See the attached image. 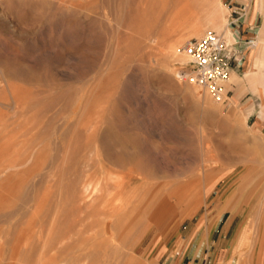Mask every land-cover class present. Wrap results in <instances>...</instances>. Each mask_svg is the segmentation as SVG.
Here are the masks:
<instances>
[{
  "label": "rangeland",
  "instance_id": "374dc122",
  "mask_svg": "<svg viewBox=\"0 0 264 264\" xmlns=\"http://www.w3.org/2000/svg\"><path fill=\"white\" fill-rule=\"evenodd\" d=\"M79 1L95 11L96 19L99 23L95 26L97 28L88 27L87 25L84 32H78V38L74 43L67 45L65 48L61 47L58 49H63L66 52L65 54H68L67 61L65 58H62L59 62L50 64L51 70L56 73L58 72L57 74L59 76L64 73L70 80V82L67 79L68 82L66 80L65 82L61 81V83L58 82L53 84H49L47 81L44 82V87L42 86V88L43 93H45L41 96H43L45 100L49 97H56L57 99L55 98L52 105L54 108L56 106L55 109H45L46 111L44 110L45 112H42L41 116L38 118L37 114L39 112V107L34 106L35 104L32 103L36 86L26 79H10L8 82L13 86V89L15 88L17 90L14 93L7 89V84L0 78V210L4 209L7 212L15 211L12 218L5 217L0 221L2 223H0V264H50L54 258L51 246L56 239L59 238L55 235L57 230L62 233L67 231L65 233L66 236L69 233L68 230L72 229L69 233V237H66L64 241L70 243L69 241H73L74 239L70 244L77 245L81 243L80 241L83 237L86 239L90 234H95L96 231L101 230L105 220H113V218L110 217L105 219L104 215L101 213L104 204L96 203L94 205H89V207H82V209H79L81 205L78 203L73 205L68 193H65V190H60V188L66 186L65 184L68 182L72 183L75 180L76 174L74 173L76 169H81L80 163L77 162L78 158L72 155L71 151L73 147H70L72 150H70L69 147L64 149L63 147L61 148L62 143L60 137L62 131L67 133L70 131L68 139H75V137L72 136L71 128L73 127L72 125L75 126L77 124L78 120L76 119H79L81 122L78 123L79 126L82 129L83 127L85 128V123L88 124V121L95 122L99 118L98 115L102 114L103 108L108 105V100L113 101V99L121 98L123 102H125L123 105L124 107L121 109L123 113H125L124 115L127 118L126 121L128 120V126H130L128 128L131 129L130 131L135 130L133 132L137 131L140 134L143 133L142 135H145L147 138L149 136L148 140L154 146L152 151L155 155L159 154L157 156L159 160H163V153L165 151L168 154L172 153L168 156L170 164H172L171 161L177 160L173 162L177 164L176 166L172 164L174 167L184 168L183 165L187 166L192 160L191 157L184 154L186 150L184 149L185 143L183 140L187 131L196 125L199 130H204L205 133L213 127L216 132L219 131V128L204 123L203 112L201 113L203 108L199 109L200 107L197 108L194 105V103L199 100H205L207 96H211V100L217 105L216 113L218 116L223 119L231 116L234 121L230 123V126L243 132L245 135L244 141L241 142V149L248 156L247 159H253L260 152L264 158V124H258L257 122L258 110L262 99L254 94V91L248 86L245 80L240 83L234 82L231 81L230 76L228 88L231 90L230 95L233 96L223 101L216 99L208 91L205 92L204 90L195 88L196 86H193L190 95L188 93L189 97L185 96L186 94L181 95L179 90L169 93L171 91L167 89V87L165 89L163 88L165 87L163 86L164 83L158 80V75L154 74L152 71H147V68L142 69L149 63L155 64L158 56L160 57L161 46H159L157 41L161 39L162 34L175 31H181V33L188 32L186 26H188V23L193 22L196 13H198L197 11L200 12V5L192 4L190 0H168V2H160L159 5H156L153 12L145 16V22L157 18L158 26L151 30H146L139 26L142 21L141 23L139 22L138 25L129 24L125 14L126 3H124V0H98L99 2H97V0ZM221 2L224 8L226 7L225 10L228 13L225 12L227 30L225 29L219 32H225L230 35L231 28L229 23L234 16L240 15L241 12H246V14L249 13V18L256 14L255 31L258 32L257 30L260 29L263 19L259 11L258 0H221ZM1 4L0 8H3L0 9V22L3 24L5 23V27L0 29V40L3 44H6H2L4 48L6 47L7 50L9 49L12 52H19V55L25 58L27 57V64H32L31 59H33V53L38 49L42 58L44 57V60L48 61L56 57L57 46L51 41L53 34L48 30L49 22L45 17L39 18L38 16L37 18V15H34L31 9L13 10L7 3L4 2ZM142 5L147 7V0H143ZM99 6L102 7L100 8ZM119 7H121V10ZM7 8L8 10H6ZM99 8L101 10L103 8V10H106L103 12V10L100 11ZM1 10H5L4 16H2L3 11ZM107 10H112V12L110 11V13H108ZM20 11H22V13ZM114 11L116 12L114 13ZM25 14L27 15L25 16ZM108 15H112V17H107ZM110 19L112 21H110ZM86 20L88 22L89 19ZM109 24H111V26ZM204 32L206 33L207 31L204 30L203 33ZM144 33L148 35L145 44L136 43L138 39L142 40V38H144ZM92 35H96L95 37L97 38H94V36L91 38ZM256 35L257 33L254 34L255 38ZM89 36V39L93 41L91 44L92 46L90 45L91 47L89 46L84 52L79 51L81 50L80 48L83 47L81 44L84 45ZM194 37L193 35H187L185 37L186 39L181 43L180 49L183 51L186 41ZM40 42L41 45L38 44ZM34 43H37V47H35ZM256 44L258 43H254L252 46L255 47ZM22 45L23 47H20ZM41 46L43 47L42 49H44V46L48 49L45 48L42 51ZM68 50H70V52ZM250 55L251 53L247 57V62L250 59ZM86 57H88L87 60L89 63L87 60L85 62ZM152 59H154V61ZM189 62L190 60L184 62L175 60L171 63L172 67L174 66L173 69L176 68L175 71L177 74H175V80L177 83L179 81V85H184L185 83V81L181 79L180 71L185 67H189ZM46 69L47 68H45V71H47ZM85 70L86 72H84ZM110 72H115L119 75V77H117V82H114L112 79L109 81L107 80L106 76L109 75ZM245 72L246 68L240 67L238 74L243 76ZM80 73L83 74L79 76ZM74 76L75 79L77 78L76 80ZM154 79H156L155 82L153 81ZM141 80H144L141 82L142 84L140 83ZM127 81L130 82V85H128L129 83ZM120 83L122 85H120ZM96 84L98 85V90L96 94H92ZM126 86L128 88H126ZM176 91H178V93ZM121 92L122 94H120ZM12 93L14 95H12ZM124 93L126 94L124 95ZM186 97H188V99ZM71 98H73V100ZM262 98L264 99V94ZM90 99L91 101L89 102ZM67 100H69V104ZM58 101H60V103ZM251 104H254L255 111L252 115L245 116L242 110L248 108ZM72 108H74V110ZM57 109H59V112ZM130 112L133 114H130ZM200 113L202 115H200ZM49 119H52L54 123L49 125ZM131 127H134L133 130ZM167 131H174V133L177 134H175L176 139H164V134ZM10 132L11 136L9 135ZM226 138H228L227 134L221 137L216 136L217 141ZM95 144L97 145L96 142H92L88 147L87 145H83L81 153L86 155L90 149L88 152L89 156L87 154L85 159L88 163L85 164L84 167L85 169H89L86 172L85 179L90 181L92 185H99V181L106 176V172L99 163L98 155H95V153L97 154V146ZM2 147H4V150L6 149L8 151L4 152ZM84 148L86 152L83 151ZM12 150L13 152H11ZM64 152L66 153L64 154ZM66 154L70 155L68 159L62 157ZM175 157L177 159H175ZM83 158L84 157L81 156V159ZM9 163L10 165H15L14 171H12V173L10 171L3 172L6 174L10 172V176L9 174L6 175L1 172V169L4 166H9ZM251 164V162H247V165L241 162L237 165L236 169H233L230 163H221L219 165L221 171L217 177L211 181L207 192L201 191V193L195 196L189 195L180 202H177L176 198H168L166 186L163 185L159 192H157V196L162 195L160 200H165L164 204L159 206L161 209V207H163L162 205H164V208L159 214L160 217L163 215L161 219L160 217H153V208H150V212L148 211L146 214L140 212L141 210H146L143 208L146 200L140 202L142 198H144L145 186L141 185V180L135 181L132 184V188L134 189L131 193L133 196L130 198V208L136 209L135 212L130 215L129 221L127 220L118 225L117 230L120 232V238L116 241L129 252L130 256L127 255L125 258L115 257L111 259V257L105 255L104 252H102L104 247L101 245L104 236L98 234L96 237L97 239H95L98 243L94 247L96 251H98L97 261L100 262V264H112L113 262V264H167L168 262H164L167 257L176 255L179 257L194 252L192 248L201 238L203 243H213V239L216 240L219 237L221 227L231 222L232 224L228 230L225 243L230 242L231 253L235 263L264 264L263 208L261 209L254 206L257 203L256 196H253L249 204L246 203L248 189L243 193L240 192L235 194V191H237L239 187L238 185H234V188H229L224 191V188L238 179L241 173H243L248 166H251ZM173 166L170 165L171 170L174 169ZM261 167L262 170H260V172L263 174L264 164H261ZM64 169L66 170L65 172ZM213 173L216 174L217 171ZM183 179V177L152 179L149 180L148 185L151 187L154 184L158 186L159 183H167V186H169L176 181H183ZM180 184H183V182ZM157 196L154 195L153 199H156ZM73 212L75 214H72ZM98 213L101 214L99 215ZM118 216L120 217V215ZM85 217L86 220L78 221L81 218L85 219ZM68 219L69 221L71 220L73 224H71V222L67 223ZM66 223L69 228H67L68 226ZM62 226L64 229L66 227V230H64ZM81 228L91 229L88 233L73 234L72 231L76 232L81 230ZM61 232L58 235H61ZM54 235L57 238H55ZM71 235L74 238L71 237ZM253 239L260 242V244L258 243V250L256 253H254V245L251 244ZM93 242L92 240L90 244ZM247 242H250L251 245ZM13 247L16 248L15 253L12 251ZM247 250H250L249 254L244 256L243 253H247ZM128 256L129 259L127 258ZM240 257L243 259L241 263L239 261L241 259Z\"/></svg>",
  "mask_w": 264,
  "mask_h": 264
},
{
  "label": "bare ground",
  "instance_id": "6f19581e",
  "mask_svg": "<svg viewBox=\"0 0 264 264\" xmlns=\"http://www.w3.org/2000/svg\"><path fill=\"white\" fill-rule=\"evenodd\" d=\"M124 1H125L124 3H126L125 14L128 18L129 24L138 25L139 22L141 23V21H142V23L139 26L142 28H145L146 30L147 29L151 30L153 28H156L158 26V23H157L158 20H157V18L156 19L153 18V19H151V21L148 20L145 22V16L147 14H149L150 12H153L156 8V5H159L160 2H163V1L168 2V0H147V7H145L144 5H142L143 0H124ZM258 1H259V11L262 14L263 19H262L261 27L259 30H257L258 33L256 35L259 46L257 49V53L255 55V63L254 64L252 63V59L254 56V50H252L251 55H250V59L246 63L245 74L243 76H240L238 73L234 72L231 75V81L240 83L243 80H245L246 83L248 84V86L254 91V93H256L259 96H262L264 93V0H258ZM4 2L7 3V5L9 7H11V9H13V10L14 9H16V10H27V9L30 10L31 9V12L34 13V15H37V18H38V16H39V18L45 17L49 22V25H48L49 29L48 30H50V32L53 34V38L51 41L53 42L54 45L57 46V48H56L57 50L54 49L57 51L56 57H53L51 60H48V61L44 60L43 59L44 57L42 58V55L39 53V49L35 50L34 51L35 53H33V57H32L33 59H31V57H30L32 64L28 63L29 64L28 65L26 63L27 57L25 58V57L19 55L18 54L19 52L17 53L15 51L12 52L9 49L7 50L6 47L4 48L2 46L3 42L0 40V78H2L3 79L2 81H4L7 84V89L11 90V92H14V93L17 90L15 88L13 89V86L8 82L10 79H15V78L26 79V80L31 81L36 86V91L34 92L35 96L33 97L32 103L35 104L34 106L39 107V110H38L39 112L37 114V117L39 118L41 116L42 112H45L46 110H49L51 108H53V109L56 108V106H55V108H54V106H52L56 97H51V98L49 97L45 100L44 97L41 96L42 94L45 93V92L43 93V88H42L44 82L47 81L49 84L50 83L53 84V83H58V82L61 83V81L65 82L68 79V77L66 75H64V73L61 74L59 72L61 74L59 76L57 74L58 72L56 73L55 71L50 69V66H51L50 64H52V63L55 64V62H59V60L62 58H65V60L67 61V58H68L67 55L68 54L66 55L65 54L66 52L63 49H61V50H58V49L61 47L65 48V47H67V45L74 43L76 41V39L78 38L77 37L79 34L78 32L79 31L84 32L87 25H88V27H95L98 25L99 22H97V19H96L97 17H96L95 11L92 10L89 6H86L83 2H81L79 0H5V1L0 0V4L4 3ZM97 2H99V1L97 0ZM110 2H112V1H110ZM190 2L192 4L194 3V4L200 5L201 8H200V12L197 11L198 13H196V16H195V19L193 20V22L188 23V26H186L188 28V32L187 33H185V32L181 33V31H179V32L175 31V32H171V33L162 34L161 39L157 41L159 46H161L160 57L158 56L155 64L149 63L146 67L142 68V69L147 68L146 69L147 71H152L154 74L158 75L157 76L158 80H160V82L164 83L163 86H165V87H163V88L165 89L167 87V89H169L171 91L169 93H172L175 90H179V93L181 95L186 94L185 96H188V93L190 95V92L193 90V86L195 87V85L190 83L189 81H185L184 85H179L178 84L179 81L177 83V81L175 80V76H176L175 74H177V72L175 71L176 68L173 69L174 66L172 67V64H171L172 61H175V60H179L182 62L190 60V56L184 50L182 51L180 49L181 43H183V41H184V39H186L185 37L187 35H193L195 37H201L202 35L205 34V32L203 33L204 30L205 31H208V30L223 31L226 29V26H227V22H226V18H225V14L227 13L225 10L226 7L224 8L221 0H190ZM148 4H149V6H148ZM94 5H96V4H94ZM1 6H2V4H1ZM1 8H3V7H1ZM104 8H106V7H104ZM99 9H97V10H99ZM119 9L121 10V7H119ZM6 10H8V8ZM102 10L100 9V11H102ZM105 10H103V12ZM1 11H3V10H1ZM4 11L2 12V14H3L2 16L5 15ZM110 11L112 12V10H110ZM110 11H108V13H110ZM20 12L22 13V11H20ZM115 12L116 11H114V13ZM26 15L27 14H25V16ZM102 15H104V14H102ZM110 16L112 17V15H110ZM110 16L108 15L107 17H110ZM86 19H89L88 22ZM35 21H36V19H35ZM37 21H38V19H37ZM106 21H107V19H106ZM110 21H112V20L110 19ZM111 24H112V22H111ZM111 24H109V25L111 26ZM4 27H5V23L3 24L0 22V29L4 28ZM181 27H184V26H181ZM95 28H97V27H95ZM39 30H41V29H39ZM46 32H47V29H46ZM90 33H91V31H90ZM37 35H38V33H37ZM93 36L94 35H92L91 38ZM95 36H94V38H97ZM143 37L144 38H142V40L138 39L136 43L145 44V40L148 38V35L146 33H144ZM87 38L88 39L86 40V43L84 45L81 44L83 47L80 48L81 50H79V51L84 52L92 44L93 41L91 39H89L90 36ZM4 43H6V42H4ZM36 44L34 43L35 47H37ZM38 44L41 45V42ZM3 45H6V44H3ZM20 47H23V45ZM42 48L43 47L41 46V49ZM45 48H47V47L44 46V49ZM44 49H42V51ZM90 50H91V48H90ZM56 51H55V53H56ZM58 51H59V53H58ZM68 51L70 52V50H68ZM75 51H77V50H75ZM20 54H22V53H20ZM25 54H26V52H25ZM45 57H46V54H45ZM87 59H88V57H86L85 62ZM152 60L154 61V59H152ZM70 62H68V63H70ZM84 63H82V64H84ZM88 63H89V61H88ZM94 63H96V62H94ZM45 68H47L46 69L47 71H45ZM84 72H86V70ZM141 72H144V71H141ZM81 74H83V73H80L79 76ZM88 75H86V76H88ZM144 76H146V75H144ZM153 76H155V75H153ZM117 77H119V75L115 72L114 73L110 72L109 75L106 76L108 81L112 79V80H114V82L118 81ZM150 77H152V76H150ZM74 79H75V76H74ZM149 79H147V80H149ZM176 79H178V78H176ZM68 80H67V82H68ZM155 80L156 79H154L153 81L155 82ZM124 81H123V83H124ZM128 81H129V79H128ZM143 81L141 80L140 83ZM69 82H70V80H69ZM128 83L127 84L130 85V82H128ZM120 85H122V84L120 83ZM57 86H58V84H57ZM66 88H68V87H66ZM126 88H128V87L126 86ZM195 88H197V87H195ZM97 90H98V85L96 84V87H95V89H93L92 94L93 93L96 94ZM128 91H129V89H128ZM176 92L178 93V91H176ZM64 94H66V93H64ZM90 94H91V91H90ZM120 94H122V92ZM125 94L126 93H124V95ZM12 95H14V94L12 93ZM188 97H186V98L188 99ZM71 99L73 100V98H71ZM91 99H92V95H91ZM91 99L89 100V102L91 101ZM211 99H212L211 96L210 97L207 96V98H205V100H203V101L199 100V101L195 102L194 105L197 108L200 107L199 109L203 108L202 109L203 111H201V113L203 112L202 114L204 116L203 117L204 123L206 125L215 126V127L219 128V131L216 132L213 129L214 128L213 127L207 133H205L204 130H199V128L196 127L197 125L196 126L193 125L194 127L192 129H190L189 131H187L186 136L183 140L185 143L184 149L186 150L184 152V154L186 156L191 157L192 160L190 161V163H188L187 166L183 165L184 168L174 167L172 165V164H174L173 162H176L177 160L171 161L172 164H170V159H169L168 155H171L172 153L168 154L166 151L163 153V160L162 159L159 160L157 158V156L159 154L155 155V153H153V151H152L154 146L152 145V143L149 142V140H148L149 136L147 138L145 135L144 136L142 135L143 133L140 134L137 131L133 132V131H135V130H133L134 127H131L133 131H130L131 129L128 128V127H130V126H128V120L126 121L127 118L124 115L125 113H123V110L121 109L122 107H124L123 105L125 103V102H123V100L121 98L113 99V101L108 100V105L103 108L102 114L98 115L99 118L95 122L94 121L93 122L88 121V124L85 123V128L83 127V129L78 124V123H81L79 121V119H76V120H78V122L75 126L72 125L74 128L72 126H70L73 128V129L71 128L72 136H74L75 139H73V140H70V138L68 139V134L70 131H68V133L62 131L61 137H60L61 143H62L61 148L63 147V149H64L66 147H69V148L73 147V150L71 148H70V150H72L71 152H72L73 157L78 158L77 162L80 163L81 169H79V168L76 169V172L74 173V174H76L75 180L73 182L71 181L72 183H69L67 181L69 184L68 183L65 184L66 186H62L60 188V190L61 189L65 190L66 191L65 193H68L71 201L73 202V205L77 204V203L79 205H81L79 209H82V207H89V205H91V204L92 205H94L96 203L104 204L103 205L104 208L101 209V213L104 215L105 219L110 217V218H113V220L112 219H110V221L105 220L104 224L102 225L101 230L96 231L95 234L94 233L90 234L86 239H85V237H83V239L80 241L81 243H79L77 245L70 244L74 241V239H73L74 237L72 235H71V237H73L72 238L73 241H69L70 243H67L66 241H64L66 239V237H69V233L71 232L72 229L68 230V232H69L67 234L68 236L67 235L65 236V233L67 231L66 232L64 231L62 233L61 231L57 230L55 235L58 236L59 238L56 239L55 242L51 241V242H54L51 246L54 258L52 259L50 264H100V262L97 261L98 251H96V249L94 248L95 245L98 243L95 240V239H97L96 237L98 234H102L104 236V239L102 241L100 239L99 240L101 241V245H103V247H104V250L102 252H104L105 255L111 257V259L115 258V257L125 258L127 255H129V252L126 251L124 249V247H122V245H119V243L116 242L120 238V232H118L117 227H118V225L122 224L123 222H126L130 218V215H132V213L135 212L136 208H132V209L130 208V202H131L130 198L133 196L131 194L133 189H134V188H132V184L138 180H141V185L145 186L144 187V196H143L144 198H142V200L140 202H142L143 200H146L145 205L143 207L146 210L145 211L141 210L140 212L146 214V213H148L150 208H153L154 209L152 212V214H154L153 217L155 216V218H158V217H160V215H159L160 211L164 208V205H162L163 207H161V209L159 208V206L161 204H164L165 200L161 201L160 197H162V195L157 196V192H159V190L162 188L163 185L166 186L165 188H166V191L168 194V198H176V201L180 202V201L184 200L189 195L195 196V195L201 193V191L207 192V189L209 188L211 181L213 179H215L217 177V175L219 174V172L221 171V167H219V165L221 163H225V164L230 163L233 166V169H236L237 165L241 162L246 163V165H247V162H251L252 163L251 166H248L244 170V172L241 173V175L239 176L238 179H236L235 181L230 183L229 186H226L224 188V191H226L229 188H231V189L234 188V185H238V187H239V189L237 191H235V194H238L240 192L243 193V192H245V190L248 189L249 191L247 192L248 198L246 199V203L249 204V202L252 201L253 196H256L257 203L254 206L261 208V209L263 208V210H264V173L261 174V172H260V170H262L261 164H264V158L260 152L253 159H247L248 156L241 149V142L244 141L245 135L243 134V132H241V131L230 126V123L234 121L231 116H229L226 119H223V118L218 116V114L216 113V109H217L216 106L217 105ZM58 102L60 103V101H58ZM68 102H69V100H67V103ZM127 102H128V100H127ZM71 106H72V104H71ZM88 106H89V104H88ZM61 108H63V107H61ZM59 109H60V107H59ZM59 109H57V111ZM65 109H66V107H65ZM72 109L74 110V108H72ZM254 111H255L254 104H251L248 108L242 110V112H244L245 116L252 115L254 113ZM128 113H126V114H128ZM201 113H200V115H202ZM130 114H133V113L130 112ZM48 121H49V125L54 123V121H52V119H49ZM257 122H258V124H264V100L261 102L259 110H258V121ZM149 132H151V131H149ZM149 132H148V134H149ZM175 134L176 133H174V131H167L164 134L163 138L164 139L165 138L170 139V140L176 139ZM224 134H227L228 138H226L224 140L220 139L217 141L216 136L221 137ZM9 135L11 136V132ZM84 135H85V137H84ZM11 138H13V137H11ZM92 142L97 143V145L95 144L97 146V154L95 153V155H98L99 163L106 172V176H104L99 181V183H100V184L98 183L99 185H92V183L90 181L85 179L86 172L89 169H87V168L85 169L84 165L88 163V162H86L87 160H85V159H86V155L88 154L90 149L88 150L86 155L81 153L82 152L81 149H83L82 148L83 145L84 146L87 145V147H88V145H90V143H92ZM181 142H182V140H181ZM2 148H3L2 150H4V147H2ZM85 148L83 151L86 150ZM5 151H8V150L5 149L4 152ZM11 152H13V150ZM11 152H9V153H11ZM65 153L66 152H64V154ZM90 154H91V152H90ZM68 156H70V155L66 154L65 156H62V157L64 159H65V157H66V159H68ZM81 156L84 158L81 159ZM88 156H89V154H88ZM7 157H8V155H7ZM175 159H177V158L175 157ZM73 162H76V161H73ZM70 163H72V162H70ZM8 165L9 166H4V167L2 166L3 168L1 169V172L10 171L12 173V171H14L15 165H10V163ZM170 165L173 166V168H174L173 170H171ZM174 165L176 166L177 164H174ZM65 171L66 170L64 169V172ZM214 171H217V173L214 174L213 173ZM10 172H8L9 176H10ZM3 173H5V172H3ZM8 174H6V175H8ZM6 175H5V177H6ZM171 177H183L184 179H183V181H176L169 186H167V183H165V184L159 183L160 185L158 184V186L156 184H154L151 187L148 185L149 180L165 179V178H171ZM3 180H4V178H3ZM5 181H6V178H5ZM182 182H183V184H180ZM57 189H58V187H57ZM154 195L157 196L156 199H153ZM132 202H133V200H132ZM68 203H70V202H68ZM227 203H229V202H227ZM216 204H218V203H216ZM76 208H78V207H76ZM223 208H225V207H223ZM14 213H15V211L7 212L4 209L0 210V221H2V219L5 217L12 218L14 216ZM101 213H98V214L100 215ZM72 214H75V213L73 212ZM118 215H120V217ZM148 215H147V217H148ZM162 216L160 217V219L163 218ZM99 217H101V216H99ZM116 218H118V219H116ZM83 220H86V217H85V219L81 218L78 221H83ZM6 221H8V220H6ZM68 222L70 223L71 220L69 221V219H68L67 223ZM101 223H103V222H101ZM71 224H73V223L71 222ZM67 226H68V224H67ZM73 226H71V227H73ZM59 227H61V226H59ZM62 228L64 229L63 226H62ZM67 228H69V226ZM90 229H86V228L82 229L81 228V230H79V231H76V232L72 231V232L74 235H78V234H83L85 232L88 233ZM64 230H66V227ZM60 232H61V235H58V234H60ZM56 236H55V238H57ZM92 240L94 242L92 244H90L92 242ZM247 243H249V245H251V244L254 245V249H255L254 253H256L258 250V243L260 244V242H257L256 240L253 239L251 244H250V242H247ZM15 249H16L15 247L12 248V251H14V253L16 251ZM249 251L250 250H247V253H243L244 256H247L249 254ZM129 256L127 257L128 259H129ZM240 258L241 259L239 261L241 263V260H243V259H242V257H240Z\"/></svg>",
  "mask_w": 264,
  "mask_h": 264
},
{
  "label": "built area",
  "instance_id": "2783aa9c",
  "mask_svg": "<svg viewBox=\"0 0 264 264\" xmlns=\"http://www.w3.org/2000/svg\"><path fill=\"white\" fill-rule=\"evenodd\" d=\"M241 16H246V12H241L230 21V35L208 30L201 37L190 38L184 44V51L190 56V62L189 67L180 71L181 79L208 91L218 100L228 99L226 84L233 68L244 59L240 50Z\"/></svg>",
  "mask_w": 264,
  "mask_h": 264
},
{
  "label": "crops",
  "instance_id": "0c3cea01",
  "mask_svg": "<svg viewBox=\"0 0 264 264\" xmlns=\"http://www.w3.org/2000/svg\"><path fill=\"white\" fill-rule=\"evenodd\" d=\"M255 15L256 14H254L253 17L249 18V13H247L246 16H241L239 18L240 32H241L240 50H242V55L244 56V59L242 63L236 65L233 68L231 75L234 72L238 73L240 67H244V69L246 68L247 57L252 50H254L252 63L253 64L255 63V55L257 53V49L259 46L258 40L254 36L255 33H258L255 31V27H256ZM254 43H258V44H256L255 47H253L252 45ZM228 82L226 86L228 90V99H229L233 95H230L231 90L228 88ZM254 94L258 98L262 99V101L264 100L262 96H259L256 93ZM231 224L232 223L229 222L227 223V225L225 226L223 225L221 227L219 237L216 240L213 239V243L215 244L210 242L203 243L201 238L199 239V242L195 244L196 246L195 245L193 246L192 250L194 249V252H191V254L181 255L179 257H177V255L170 256L171 258L167 257L164 262L165 263L168 262L167 264H236L234 257L231 253V248H230L231 245L229 244L230 242L225 243V239L228 235V230L230 229Z\"/></svg>",
  "mask_w": 264,
  "mask_h": 264
}]
</instances>
